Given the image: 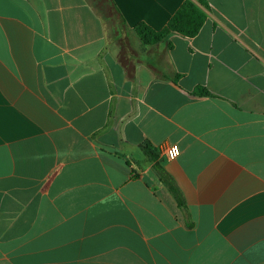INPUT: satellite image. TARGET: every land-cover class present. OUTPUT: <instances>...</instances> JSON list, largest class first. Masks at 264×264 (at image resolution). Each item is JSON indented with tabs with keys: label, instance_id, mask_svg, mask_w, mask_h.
<instances>
[{
	"label": "crops",
	"instance_id": "obj_1",
	"mask_svg": "<svg viewBox=\"0 0 264 264\" xmlns=\"http://www.w3.org/2000/svg\"><path fill=\"white\" fill-rule=\"evenodd\" d=\"M185 1L0 0V264H264V0Z\"/></svg>",
	"mask_w": 264,
	"mask_h": 264
},
{
	"label": "trees",
	"instance_id": "obj_2",
	"mask_svg": "<svg viewBox=\"0 0 264 264\" xmlns=\"http://www.w3.org/2000/svg\"><path fill=\"white\" fill-rule=\"evenodd\" d=\"M202 5H205L204 0H198ZM108 5L112 7L111 2ZM206 21V14L201 10L194 0H186L176 14L168 21L165 27L159 31H156L146 25L145 23L138 24L134 27V34L141 40L144 45L147 46H159L161 44H167L168 48H171L170 38L173 35H180L185 38H194L198 35L204 23ZM125 50L122 51V59ZM163 78L168 79L164 76ZM179 76L176 75L172 80L177 83ZM197 97H214V95L203 86L196 87L192 93ZM144 154L149 158L154 170L159 174L162 181L171 189L175 194L174 186L170 181L169 176L164 171L160 162L158 161V153L156 149H153L151 145L145 144L140 147Z\"/></svg>",
	"mask_w": 264,
	"mask_h": 264
},
{
	"label": "built area",
	"instance_id": "obj_3",
	"mask_svg": "<svg viewBox=\"0 0 264 264\" xmlns=\"http://www.w3.org/2000/svg\"><path fill=\"white\" fill-rule=\"evenodd\" d=\"M164 153L169 160H175L180 155V147L178 145H168L164 149Z\"/></svg>",
	"mask_w": 264,
	"mask_h": 264
}]
</instances>
